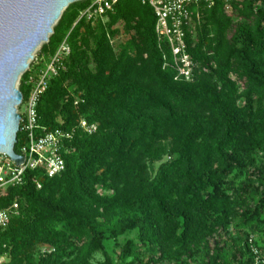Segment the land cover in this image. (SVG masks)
I'll list each match as a JSON object with an SVG mask.
<instances>
[{"label":"trees","instance_id":"16d2710c","mask_svg":"<svg viewBox=\"0 0 264 264\" xmlns=\"http://www.w3.org/2000/svg\"><path fill=\"white\" fill-rule=\"evenodd\" d=\"M91 1L64 10L20 79L27 98L29 77L67 38L71 54L38 104L39 132L72 133L65 169H28L3 194L1 206L17 202L19 213L0 230L1 264H254L249 237L264 233V0L232 14L220 1L192 8L191 80L177 76L149 5L120 0L80 18ZM119 24L129 38L117 50ZM24 142L20 130L16 152Z\"/></svg>","mask_w":264,"mask_h":264},{"label":"built area","instance_id":"2783aa9c","mask_svg":"<svg viewBox=\"0 0 264 264\" xmlns=\"http://www.w3.org/2000/svg\"><path fill=\"white\" fill-rule=\"evenodd\" d=\"M120 0H92L90 5L81 13L91 21L103 17L112 10ZM144 5H149L156 16V33L160 40L166 41L172 53L173 65L178 77L191 80L195 76L196 63L187 52L185 26L193 17L192 8L204 3L212 7L217 1L225 6V11L232 14L234 6L244 0H138ZM71 54V46L65 38L57 51L51 56L48 64L41 70L38 76H30L28 83L32 88L27 98L23 95L22 102L17 105L21 115L20 130L25 134V142L20 152L25 157L22 164H17L5 153H0V230L7 228L13 216L18 215L19 205L2 207L1 198L11 187L20 186L25 181V173L28 169H42L48 177H54L65 169L63 149L67 140L72 138V133L61 128L39 132L38 104L40 98L49 86V81L55 77L65 65V59ZM29 69V68H28ZM27 69V70H28ZM26 70V71H27ZM25 106V111L20 113L19 108ZM86 132L96 130L95 124H89L82 119L79 123ZM250 247L254 254V264H264V257L254 243L253 236L249 239ZM7 259L6 255L0 256V264Z\"/></svg>","mask_w":264,"mask_h":264},{"label":"water","instance_id":"95a60500","mask_svg":"<svg viewBox=\"0 0 264 264\" xmlns=\"http://www.w3.org/2000/svg\"><path fill=\"white\" fill-rule=\"evenodd\" d=\"M82 0H0V153L18 165L21 115L17 105L23 94L17 87L38 47L48 42L64 10Z\"/></svg>","mask_w":264,"mask_h":264},{"label":"rangeland","instance_id":"374dc122","mask_svg":"<svg viewBox=\"0 0 264 264\" xmlns=\"http://www.w3.org/2000/svg\"><path fill=\"white\" fill-rule=\"evenodd\" d=\"M118 28H119V31H120V29H121V31H120V33H119V34L113 39V41H112L114 47H115L117 50L119 49V45H120L121 43L125 42V41L129 38V35H128L127 33L124 32V30H123V28H122V25L119 24V25H118ZM45 43H47V42H45ZM43 44H44V43H43ZM43 44H42L40 47H38V49L36 50L34 56H36L37 54H39V52H40V50H41ZM31 62H32V60L30 61V63H31ZM25 72H26V71H25ZM25 72H24V73H25ZM24 73H23V74H24ZM23 74H22V75H23ZM22 75H21V77H22ZM21 77H20V79H21ZM19 85H20V80H19V82H18V84H17V87H18V88H19ZM19 111H20V113L24 112V111H25V106L20 107V108H19ZM155 167L157 168L158 165H156ZM134 235H135V233H131V234H127L126 236H122V237L120 238V242L124 243V242L126 241L127 238H129V237H133ZM250 236H253V238H254L255 241L258 240V242H263V243H264V233H262L261 231L256 232V235H255V234H250ZM249 239H250V237H249ZM115 256H117V252L115 253ZM103 258H104L103 255L100 254V253H98V254H96V256H95V261L102 260Z\"/></svg>","mask_w":264,"mask_h":264},{"label":"bare ground","instance_id":"6f19581e","mask_svg":"<svg viewBox=\"0 0 264 264\" xmlns=\"http://www.w3.org/2000/svg\"><path fill=\"white\" fill-rule=\"evenodd\" d=\"M31 60H29V62H30Z\"/></svg>","mask_w":264,"mask_h":264}]
</instances>
